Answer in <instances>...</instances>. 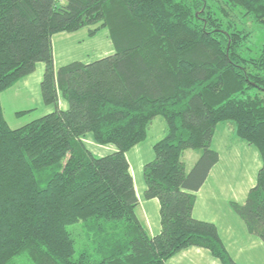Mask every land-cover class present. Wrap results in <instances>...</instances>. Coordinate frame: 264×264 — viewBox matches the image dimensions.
Segmentation results:
<instances>
[{"label":"trees","instance_id":"trees-1","mask_svg":"<svg viewBox=\"0 0 264 264\" xmlns=\"http://www.w3.org/2000/svg\"><path fill=\"white\" fill-rule=\"evenodd\" d=\"M86 26L108 27L116 50L56 69L53 36ZM255 27L264 30V0H0V264H168L192 246L240 264L217 224L193 213L220 159L222 121L262 156L245 202L231 206L264 242V44L252 54ZM40 61L42 98L55 106L11 127L1 93ZM158 115L168 131L144 166V197L160 201L152 235L127 151ZM90 133L116 150L96 155ZM188 149L200 151L191 169Z\"/></svg>","mask_w":264,"mask_h":264},{"label":"rangeland","instance_id":"rangeland-1","mask_svg":"<svg viewBox=\"0 0 264 264\" xmlns=\"http://www.w3.org/2000/svg\"><path fill=\"white\" fill-rule=\"evenodd\" d=\"M248 24L252 25V23ZM95 26L96 25L92 27ZM89 29L90 27L86 26L75 31H61L53 36L56 69L74 60H82L86 62L93 61L105 55L111 54L116 50L108 27H101L95 34H91ZM263 32L264 30H257L255 27L253 36L248 42V45L252 49V54L260 52V48L264 44ZM44 70L45 64L40 61L37 63L35 71L27 75L28 77L30 76L29 78H35L37 81V83L31 84V89H29L25 82L22 81L24 79H20L3 94L1 93L5 116L11 127L22 126L44 115L45 113L52 111L51 109L54 108L55 105L53 103H45L42 98L41 81L44 75ZM62 100V104L65 108H67L68 102L63 97ZM19 110L28 111L18 113ZM235 126V122L233 121L220 122L218 124V132L215 137V145L220 149L222 155L221 163H219L222 171L219 170V173L215 171L214 179L216 180L217 177V180L219 181L224 179V183L229 184L228 188H230L232 192H234V188L238 184L240 186L244 182L246 183L245 179L249 174H252L249 169L250 163L254 168H256L257 164L254 166V163L257 162V159L258 163L262 162V156L259 149L255 145H251L242 139L248 144L246 151L239 144V140H241V138L236 135ZM231 127L233 130H231ZM224 128H226L225 132ZM167 131L168 124L166 119L164 116L158 115L151 122L147 137L127 151V156L134 173L135 185L141 199L136 210L138 216L145 223V225L150 216H152V219H154L153 216H155L157 220L160 218V201L158 198L146 199L144 197V190L146 187L144 166L155 156L153 148L154 143L165 136ZM85 140L87 145L96 155H104L116 150V146L114 144H100L95 141L91 133L85 137ZM190 150L191 149L188 151ZM192 150H194V155L197 154L196 152H200L199 150ZM194 155L185 156L184 160L187 163V167L191 166ZM254 171L255 170H253V173ZM253 175L254 180L257 179V172ZM246 186L247 185L245 184L244 189ZM218 188H220V186ZM232 252L233 255H237L235 259L240 264H264V252L261 250V253H259L260 256L256 260H254V257H247L245 253L241 255L237 254L235 249L232 250Z\"/></svg>","mask_w":264,"mask_h":264},{"label":"crops","instance_id":"crops-1","mask_svg":"<svg viewBox=\"0 0 264 264\" xmlns=\"http://www.w3.org/2000/svg\"><path fill=\"white\" fill-rule=\"evenodd\" d=\"M29 77L26 76L22 78L24 80L22 79L21 80L25 82L26 86H28L29 89H31L32 87L31 84L37 83V81L35 80V78H29ZM5 91H3L2 94ZM2 94H1V101H2ZM62 101H63L62 98H60V106L65 108V106L62 104ZM226 128H224V132ZM231 130H233L232 127ZM217 132H218V126L214 136L213 146L216 150H218L220 154V159L210 171L205 183L196 192L197 198L193 213L194 216H196L197 218L210 220L217 224L219 232L232 255H233L232 250L235 249L237 254L241 255L245 253L247 257L249 256L254 257V260H256L260 256L259 254L261 253L260 250L264 252V242L260 237L251 234L248 231L244 220L238 214H236V211L234 209H232L231 201H237L240 203L245 202L249 190L251 189V187H253L256 184L255 180L257 179L254 180L253 174H255V172H257L258 174L262 162L258 163V159L256 163L253 162L254 166L257 164L256 167L257 169L254 168L253 165L250 163L249 169L251 170L250 172H252V174H249L248 177L245 179L246 183L245 182L243 184L241 183L243 187L242 185L239 186V184L237 185L236 183L237 186H235L234 192H232L231 189L228 188L229 184L224 183V179H222V181L217 180L218 177L216 178V180L214 179V172L217 171L219 173V170L222 171L219 164L221 163V158H222L221 151L215 145V137ZM239 144L244 148V150L247 151L248 144L246 142H244L241 139L239 140ZM188 150L185 151L183 158H185L186 155H190V156H192V154L194 155L193 152L194 150H190V151ZM196 153L197 154L193 156V160H192L193 163L191 162V166L188 167V169H191L193 164L199 158L200 152H196ZM253 170H255L254 173ZM245 184L247 186L244 189ZM219 186L220 188H218ZM151 217L152 216L149 217V220L146 223V227L149 230V232L152 235H154L160 231L161 223H160V218L157 220L155 216H153L154 219H152ZM233 256L235 258L237 255L234 254ZM168 264H222V263L219 260H217L208 249L192 246L183 249L182 251L178 252L176 255L171 257L168 260Z\"/></svg>","mask_w":264,"mask_h":264}]
</instances>
